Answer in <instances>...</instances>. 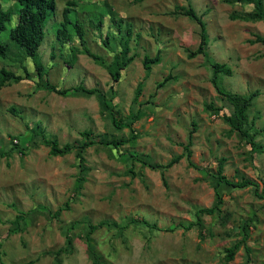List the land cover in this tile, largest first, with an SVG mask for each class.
<instances>
[{"label": "rangeland", "instance_id": "1", "mask_svg": "<svg viewBox=\"0 0 264 264\" xmlns=\"http://www.w3.org/2000/svg\"><path fill=\"white\" fill-rule=\"evenodd\" d=\"M73 1L68 17L83 25L90 51L106 63L117 51L124 60L123 48L135 57L113 83L103 66L80 52L83 45L77 37L59 43L56 32L67 0H55L37 50L46 71L41 81L63 89L79 84L98 89L121 122L131 111L141 113L132 124L136 137L119 150L100 143L88 147L85 179L75 189L78 160L73 152L51 156L35 131L37 122L60 144L80 140L84 129L96 140L128 137L130 129L113 126L98 92L61 95L39 86L32 59L9 36L14 18L8 22L0 31V43L7 46L0 68L25 78L0 86V264H56L58 249L59 264H264V198L256 196L253 187L219 185L220 210L201 213V227H186L196 220L197 209L215 203L212 176L221 160L227 178H251L262 188L264 42L250 40L256 34L264 37V21L233 19L252 5L222 0ZM12 4L0 0L3 8ZM189 5L201 16L208 36L206 54L193 58L186 49L197 47L200 27L182 14ZM157 52L160 61L146 74L143 57ZM208 60L229 65L230 75H218L227 90L258 92L246 127L261 150L253 151L224 121L233 107L211 83ZM169 73L172 78L156 89ZM139 82L142 91L134 103ZM209 103L219 110L207 108ZM191 131L192 164L186 156L164 169L142 162L165 164L183 153ZM129 153L136 155L133 163L126 157ZM20 212V230L11 233ZM100 221L102 226L92 228ZM245 222L248 250L242 242ZM67 236L72 242L66 247ZM235 243L240 245L234 258L227 260L225 248Z\"/></svg>", "mask_w": 264, "mask_h": 264}, {"label": "trees", "instance_id": "2", "mask_svg": "<svg viewBox=\"0 0 264 264\" xmlns=\"http://www.w3.org/2000/svg\"><path fill=\"white\" fill-rule=\"evenodd\" d=\"M222 1H225L227 3L239 2L243 4L252 5V9L250 11L235 14L233 15V19L239 18L244 21H258V20L264 21V0H222ZM73 5H74L73 0H67L66 6L62 9L63 21L60 22L57 28V32H56L57 40L59 41V43H63L72 40L73 37H77L80 44L83 45L82 48L80 49V52L89 55L96 63H99L101 66H103L109 73L113 83L119 81L123 68L130 61L134 59L135 55L131 54L127 56V53L129 51L127 48H123L122 54L125 55L124 60H121L120 52L117 51L113 53L111 60L106 63L105 60L102 59L99 55L90 51L85 45L86 40L84 38L85 31L83 25L77 19L74 21H70L68 17V13L70 9L73 7ZM55 7H56L55 0H13V4L10 7L3 8L0 5V31L4 30L6 28V24L14 18V23L9 30V36L19 46L23 47L26 53L32 59V64L36 71V75L38 79L37 83L39 86H43L44 88L61 95H66L68 92L76 93L79 91L87 94H93L98 92L97 95L100 100L99 101L100 105L103 109L109 110L111 115V122L113 126L116 127L117 129H120L124 124L130 129V133L128 137H116L112 135L111 137H103V138H99L98 140L95 139L94 134L90 129H84L80 131V135H81L80 140H76L73 142H65L64 144H60L56 137L47 136L46 133L40 128V122H37L36 126L38 129H35V131L40 134L42 142L45 146L48 147V152L51 156L64 155L70 152L74 153L75 158L78 160V167H79V175L77 177V181H76L77 184L75 186V189H77L81 186L82 181L85 179L84 172L86 171V166H85L84 153L86 149L95 143H100L102 145L119 150V147L122 144L133 141V138H135L136 135L134 134L132 124L134 123V121L140 118L141 113L139 112L135 113L131 111L129 115V119L126 120L125 122L123 121L121 122L117 120L116 111H114L113 105H111L110 102L105 98L104 93L99 91L98 89L86 88L81 84L63 89L55 86L54 84L49 83L47 80L44 83L41 81L46 71H44V65L37 56V50L45 35L46 22L53 15ZM182 14L193 19L200 27V36H199L198 45L195 49H186L187 56L189 58H193L198 54L205 55L208 45V36L206 33L205 23L203 22L201 16L196 13L195 9L191 5H189L185 9H182ZM69 23H71L70 27L67 26ZM99 25H101V22H99ZM256 41L264 42V37L259 34H256L255 38L250 40V42L253 43ZM6 51H7L6 44L0 43V57H4L6 55ZM159 61H160L159 52H157L153 57L144 55L143 67L146 71V74L147 72L150 71L151 64L157 63ZM208 62L212 71V75L210 79L211 83L213 84L217 93L220 96L224 97L233 107L232 113H230L229 115L227 114L223 115L224 121L230 125L232 130L237 131L238 134L245 139V141L250 145L253 151L261 150L260 149L261 146L255 143L253 135L249 133L246 127L248 123V109L252 105L253 98L258 94V92L255 91L246 95V94H240L227 90L219 83L218 75L220 73L230 75L231 69L229 65L225 62H218L214 60H208ZM25 74L27 75V73ZM24 78L25 77H23L22 74H18L10 69H7L5 67L0 68V86L11 84L12 82H19ZM171 78H172L171 73L167 74L161 81H159L156 84V89L163 87L166 84V82L169 81ZM110 87H111L110 90L113 91L112 84ZM141 91H142V82H139L135 88V94L133 97L134 103L141 95ZM206 107L213 109L215 111L219 110V107H214L212 103L207 104ZM10 110L11 112L14 113L17 112V110L14 107H11ZM192 125H193L192 130L193 131L196 130L195 121H192ZM193 131L189 133V141L188 144L184 146V152L172 157L167 163L158 164L148 161L147 159L142 160V162L144 164L149 165L152 168L164 169L172 166L183 156H186L187 160H189L190 164H192V162L190 161L191 150L189 146L191 144V134ZM13 145L15 146L16 143H14ZM3 154L4 153L0 151V156ZM126 157H130V159H132V163L133 160L136 159L135 158L136 155L132 153H129ZM222 162L223 161L221 160L217 168L216 175L212 176L213 178H216V184L214 186L215 203L212 206L201 207L197 209L195 212L196 220L189 222L186 227H191L192 225H198L201 227L202 225L200 220L201 213L214 214L220 210L219 204L222 203V197L218 189L219 185L238 187V188L250 186L253 187L254 194L256 196L260 198H264V182L262 188L260 189L259 183L251 178H242L239 181H233L227 178L222 173V168H223ZM129 170L130 171L132 170L131 167L129 168ZM162 178L165 183L164 177ZM58 212L59 210L55 212V215H57ZM23 216H24V212H20L15 216V218L13 219L14 226L10 228L9 232L15 233L20 230L19 224L20 221L23 220ZM103 224L104 221H100L98 225H94L92 226V228H96L97 226H102ZM246 226H247V222H245L244 225H242V229H244L242 242L244 243V247L246 248V250H248L249 248L245 246V240L247 237ZM71 242L72 239L69 236H67L66 247L69 246ZM239 245H240L239 243H235L234 245L225 248L227 260H232L234 258V254L237 248L239 247ZM89 249L92 251V248L90 246ZM61 250L62 249H58L55 252L56 264L60 263L57 255L60 253ZM95 262L96 260L94 261L93 264H95Z\"/></svg>", "mask_w": 264, "mask_h": 264}]
</instances>
